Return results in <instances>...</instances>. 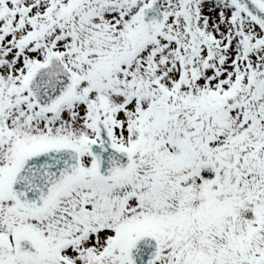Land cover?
<instances>
[{
  "label": "snow or ice",
  "instance_id": "6c2138e0",
  "mask_svg": "<svg viewBox=\"0 0 264 264\" xmlns=\"http://www.w3.org/2000/svg\"><path fill=\"white\" fill-rule=\"evenodd\" d=\"M0 264H264V0H0Z\"/></svg>",
  "mask_w": 264,
  "mask_h": 264
}]
</instances>
